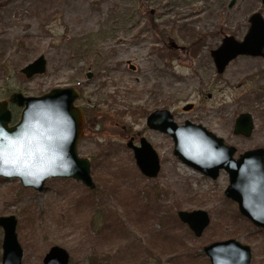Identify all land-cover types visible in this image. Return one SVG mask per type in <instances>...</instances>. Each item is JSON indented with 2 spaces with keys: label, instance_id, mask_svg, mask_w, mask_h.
<instances>
[{
  "label": "rangeland",
  "instance_id": "374dc122",
  "mask_svg": "<svg viewBox=\"0 0 264 264\" xmlns=\"http://www.w3.org/2000/svg\"><path fill=\"white\" fill-rule=\"evenodd\" d=\"M231 2L0 0V102L13 93L40 97L76 88L77 104L91 119L78 153L91 161L95 189L50 179L38 192L0 177V218L17 219L22 264H43L53 246L69 252L70 264H94L97 258L127 264L122 259L134 252L145 264H176L188 253L210 264L204 248L230 239L250 247L251 264H264V229L226 197L229 174L222 171L212 180L183 164L172 137L147 126L153 112L165 109L178 125L190 121L223 138L238 149L237 157L264 149V59L241 56L218 74L211 57L226 36L243 41L251 15L264 18L261 0ZM151 13L159 33L151 27ZM170 40L182 50H171ZM40 56L46 73L27 78L22 70ZM187 104L194 109L184 111ZM9 108L17 123L22 108ZM242 113L253 118L250 138L234 135ZM133 133L158 153L156 179L142 175L127 147ZM195 210L211 219L201 237L178 218L179 211ZM136 215L148 222L136 225ZM161 233L173 237L165 244L171 249L153 246V236ZM3 240L0 227V264Z\"/></svg>",
  "mask_w": 264,
  "mask_h": 264
},
{
  "label": "water",
  "instance_id": "95a60500",
  "mask_svg": "<svg viewBox=\"0 0 264 264\" xmlns=\"http://www.w3.org/2000/svg\"><path fill=\"white\" fill-rule=\"evenodd\" d=\"M264 5V0H261ZM233 0L230 7H233ZM250 28L243 41L226 36L222 44L211 52L218 74L240 56L264 59V18L256 12L249 18ZM171 48L181 47L175 41ZM47 61L40 56L27 65L22 73L27 78L43 75ZM92 77L91 74L88 75ZM80 94L73 88H56L40 97H26L13 93L9 100L0 102V177L19 179L24 188L42 192L50 179H72L93 190L96 184L91 174V161L81 158L78 145L83 138L84 119L75 106ZM13 104L22 108L20 119L14 123L9 108ZM193 105H187L189 111ZM14 123V124H13ZM150 129L172 137L174 155L185 165L217 180L222 171L229 174L228 199L237 203L242 216L258 228L264 229V149H252L236 158L238 149L208 131L201 125L187 121L178 125L169 111H157L147 121ZM253 118L242 113L235 121L234 135L250 138L254 130ZM133 149L136 164L145 177L156 179L161 172L158 153L147 139ZM179 220L196 237H201L210 225L208 212L179 211ZM4 231L2 264H22L23 248L18 240L15 216L1 217ZM210 264H251V249L234 239L216 242L204 248ZM43 264H70V254L53 246L45 255Z\"/></svg>",
  "mask_w": 264,
  "mask_h": 264
},
{
  "label": "trees",
  "instance_id": "16d2710c",
  "mask_svg": "<svg viewBox=\"0 0 264 264\" xmlns=\"http://www.w3.org/2000/svg\"><path fill=\"white\" fill-rule=\"evenodd\" d=\"M151 15H152V13L149 15V17L151 18V20H152V22H151V27H152V29L155 31V32H157V33H159V30H158V26L156 25V23H154V21H153V19H152V17H151ZM163 35V34H162ZM164 37L166 36V35H163ZM17 117V115H14V120H15V118ZM136 199H138V196H136ZM144 207H146V206H144ZM139 221H143V224H146L148 221L146 220V218H145V216H143V215H140V216H138V215H136V225H138V224H140V222ZM103 232V230L101 231V233ZM171 233V232H170ZM154 238L152 239V241H153V243H154V247L155 248H157V246L158 245H160L161 247H165V248H167V249H171V246H167V245H165L166 243L167 244H172L174 241H172L173 240V237H171V236H169V235H166V237L164 238L163 237V234L161 233V235H159V234H155L154 236H153ZM171 238V239H170ZM176 246H178V245H180L181 246V244H175ZM172 246H174V245H172ZM143 249H144V247H143ZM134 252V251H133ZM144 252V251H143ZM145 253V252H144ZM128 257H129V259H128ZM128 257H126V258H124V259H122V262H124L125 261V263H127V264H130L131 262H130V259L133 261V262H135V264L136 263H141L142 262V264H145L144 263V260H141L142 258H141V255H139V256H137L136 255V253L134 252V253H132L130 256H128ZM137 257V258H136ZM178 260H179V262H176V264H199L200 263V261L198 260V257H196V255L195 254H192V253H188L187 254V256H180V257H178ZM101 262H102V260H99L98 258H97V260L94 262V264H101ZM111 264H113L112 263V261H111ZM115 264H118V263H115Z\"/></svg>",
  "mask_w": 264,
  "mask_h": 264
},
{
  "label": "flooded vegetation",
  "instance_id": "af4514ba",
  "mask_svg": "<svg viewBox=\"0 0 264 264\" xmlns=\"http://www.w3.org/2000/svg\"><path fill=\"white\" fill-rule=\"evenodd\" d=\"M233 1V0H232ZM262 3V2H261ZM263 5V4H262ZM172 41H174V40H170L169 41V47H170V49L172 50V48H171V45H170V43L172 42ZM178 45V44H177ZM179 47H181V46H179ZM174 50V49H173ZM180 50H182V47L178 50H174V51H180ZM241 57V56H240ZM239 58V57H238ZM237 59V58H236ZM235 59V60H236ZM232 63V62H231ZM131 68H133V70H135V66H132ZM89 74H91L92 75V77L91 78H89ZM93 73L91 72V69H89V72L87 73V79L88 80H91L92 78H93ZM73 89H75V90H77L78 91V93L80 94V96H79V98L76 100V102H75V106L77 107V108H79L80 109V111L82 112V115H83V119H84V124H83V138L80 140V142H79V145H80V143H81V141L82 140H84V138L86 137V135H87V131H88V123H89V121H91V119H90V116L87 114V111H86V109H82V108H80L79 106H78V104H77V102L79 101V99H81V92L78 90V89H76V88H73ZM187 105H190V104H187ZM186 105V106H187ZM193 105V108L191 109V110H189V111H192L193 109H194V107H195V105L194 104H192ZM10 106V105H9ZM186 106H184V108L186 107ZM163 110H165V109H162V110H157V111H163ZM157 111H155V112H157ZM165 111H168V110H165ZM185 111V110H184ZM155 112H153V113H155ZM170 112V111H169ZM152 113V114H153ZM151 114V115H152ZM150 115V116H151ZM149 116V117H150ZM148 117V118H149ZM89 120V121H88ZM147 121H148V119H147ZM148 126V125H147ZM152 130V129H151ZM143 138H145V137H140V133H133L130 137H129V139L127 140V147H128V142H131V141H133V145L136 147H140L141 146V140L143 139ZM146 139V138H145ZM148 141V140H147ZM149 142V141H148ZM138 144V145H137ZM79 145H78V147H79ZM229 145V144H228ZM128 148H130V147H128ZM131 149V148H130ZM132 151H133V149H131ZM134 152V151H133ZM237 155H238V153H237ZM241 155V154H240ZM239 155V156H240ZM238 156V157H239ZM237 156H236V158H238ZM144 176V175H143ZM145 177V176H144ZM145 178H147V177H145ZM147 179H149V178H147ZM238 209H239V207H238ZM253 224V223H252ZM254 225V224H253ZM263 229V228H262Z\"/></svg>",
  "mask_w": 264,
  "mask_h": 264
}]
</instances>
